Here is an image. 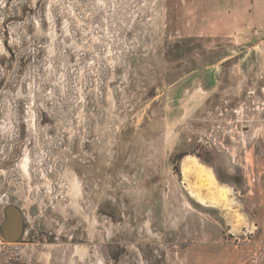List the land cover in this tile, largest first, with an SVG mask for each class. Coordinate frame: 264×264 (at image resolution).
<instances>
[{"label": "rangeland", "instance_id": "374dc122", "mask_svg": "<svg viewBox=\"0 0 264 264\" xmlns=\"http://www.w3.org/2000/svg\"><path fill=\"white\" fill-rule=\"evenodd\" d=\"M208 3L0 0V264H264V63Z\"/></svg>", "mask_w": 264, "mask_h": 264}, {"label": "crops", "instance_id": "0c3cea01", "mask_svg": "<svg viewBox=\"0 0 264 264\" xmlns=\"http://www.w3.org/2000/svg\"><path fill=\"white\" fill-rule=\"evenodd\" d=\"M209 5L217 9L218 23L224 22V36L245 47L241 53L255 52L264 63V0H213Z\"/></svg>", "mask_w": 264, "mask_h": 264}]
</instances>
